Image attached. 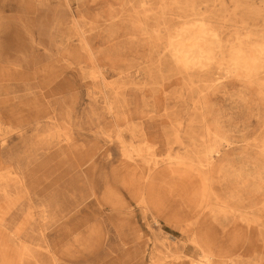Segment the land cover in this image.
Segmentation results:
<instances>
[{"label":"rangeland","instance_id":"1","mask_svg":"<svg viewBox=\"0 0 264 264\" xmlns=\"http://www.w3.org/2000/svg\"><path fill=\"white\" fill-rule=\"evenodd\" d=\"M0 264H264V0H0Z\"/></svg>","mask_w":264,"mask_h":264},{"label":"bare ground","instance_id":"2","mask_svg":"<svg viewBox=\"0 0 264 264\" xmlns=\"http://www.w3.org/2000/svg\"><path fill=\"white\" fill-rule=\"evenodd\" d=\"M239 2V1H238ZM240 4V3H239ZM187 6V5H186ZM251 8V7H250ZM250 8H248V9H250ZM189 10H191L190 8H189ZM251 10V9H250ZM256 10V9H255ZM198 13V12H197ZM195 14V13H194ZM184 16V15H183ZM187 16V15H186ZM190 16V15H189ZM184 18V17H183ZM194 19H196V18H194ZM193 19V20H194ZM199 20H197V22H198ZM205 21V20H204ZM207 21V20H206ZM183 22H185V21H183ZM209 25V24H208ZM219 36V35H218ZM217 39H219V38H217ZM221 41V40H220ZM169 43V42H168ZM230 50V49H229ZM256 50V49H255ZM232 53V52H231ZM219 54H221V53H219ZM230 55V54H229ZM242 57H244V56H242ZM222 61V60H221ZM229 63V62H228ZM257 63H258V61H257ZM229 65V64H228ZM258 65V64H257ZM244 67V66H243ZM244 70V69H243ZM225 143V142H224ZM223 146H225V145H223ZM228 146V145H227ZM227 149H228V147H227ZM205 150V149H204ZM205 152H206V150H205Z\"/></svg>","mask_w":264,"mask_h":264}]
</instances>
